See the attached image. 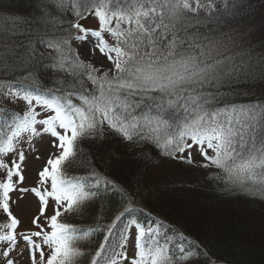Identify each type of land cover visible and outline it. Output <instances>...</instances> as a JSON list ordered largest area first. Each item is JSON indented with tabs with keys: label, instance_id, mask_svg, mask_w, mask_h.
I'll use <instances>...</instances> for the list:
<instances>
[{
	"label": "snow or ice",
	"instance_id": "obj_1",
	"mask_svg": "<svg viewBox=\"0 0 264 264\" xmlns=\"http://www.w3.org/2000/svg\"><path fill=\"white\" fill-rule=\"evenodd\" d=\"M215 4L216 0H41V15L36 19L44 25L43 32L34 33L27 45L0 44L5 73H26L0 84V96L26 102L22 115L0 108V155L15 151L22 134H28L29 144L33 137L48 134L58 153L39 172L41 186L50 180V190H31L39 197V215L32 219L37 230L28 232L17 231L20 221L10 210V193L29 191L18 188L24 180L21 163L14 159L9 167L0 160V212L6 221L0 223V264H17L21 257L28 264H77L83 253L76 242L99 229L79 228L58 218L83 211L108 185L127 200L115 221L125 214L129 219L117 241L100 244L91 264H182L190 258L183 247L179 258L174 257L169 241L161 243L158 229L148 227L146 232L131 217L135 211L132 197L112 181L97 176L93 183L62 173V165L76 154L78 140L103 139L106 128L125 141L150 142L164 156L177 158L179 153L188 164L193 163L189 150L198 147L207 161L201 166L219 169L209 179L264 198V102H224L221 92L225 85L241 79L264 77V53L244 58L234 51L240 46L234 39L202 33L198 25L210 17L201 13L214 14ZM66 12L74 20L63 19ZM87 13L97 18L98 30L79 22ZM105 34L114 43L109 44ZM73 37L87 40L91 53L98 48L110 67L101 71L81 60L71 48ZM37 42L51 52H37ZM40 67L65 73L69 79L54 77L56 87L44 88L37 78ZM29 84L39 91L25 87ZM186 151L187 157L183 156ZM24 159L21 151L19 161ZM14 177L19 179L14 181ZM49 199L54 204L51 215L46 214L52 206ZM115 221L108 233L116 227ZM130 240L132 257L127 255ZM18 247L20 252L13 256Z\"/></svg>",
	"mask_w": 264,
	"mask_h": 264
},
{
	"label": "trees",
	"instance_id": "obj_2",
	"mask_svg": "<svg viewBox=\"0 0 264 264\" xmlns=\"http://www.w3.org/2000/svg\"><path fill=\"white\" fill-rule=\"evenodd\" d=\"M231 1H225L224 6L217 4L218 9L215 5L214 14L202 12L210 19L203 20L198 25L199 30L215 39H234L240 45L234 51L242 53L244 58L249 54L258 56L264 53V0H242L238 7H234ZM40 6L41 0H0V44L23 42L27 45L29 39L35 38L34 33L43 32L44 25L36 19L41 15ZM62 18L74 20L71 12L63 13ZM73 41L74 37L70 38L71 48L76 53ZM35 47L39 53L47 55L51 52L39 42ZM21 74L26 73H5L4 66L0 65V84ZM54 77L69 79L65 73H57L51 68L40 67L37 72L44 88L56 87L52 83ZM87 86L92 87L90 83ZM25 87L32 89L30 84ZM221 92L224 102H264V77L241 79L225 85ZM1 98L0 108L21 115L26 110V102L21 98L19 109L2 103ZM7 131L4 129L5 133ZM76 149L75 156L67 162L70 165L62 167V173L93 183L99 176L123 189L132 197L135 206L131 217L144 225L146 232L148 227L158 229L161 243L167 239L171 254L177 259L179 248L183 247L193 258L189 264H264V235L244 232L239 227L243 221L260 218L259 209L264 207V198L226 187L223 180L209 179L210 176L215 177L219 169L213 166L208 172H199L180 159L179 153L177 158L164 156L150 142L136 144L125 141L107 128L103 139L78 140ZM183 156L187 157L185 153ZM126 203L121 192L108 185L106 191L85 207L80 223L66 222L79 228L99 229L79 241L87 243L81 250L83 255L77 258V264H91L100 244L108 245L119 239V230L128 222L129 214L119 221H115V217ZM238 207H245L242 209L247 213L239 211ZM113 221L116 227L108 233V226ZM5 222L4 214L0 212V223ZM106 235L109 241H105ZM97 259L102 260L103 257Z\"/></svg>",
	"mask_w": 264,
	"mask_h": 264
},
{
	"label": "rangeland",
	"instance_id": "obj_3",
	"mask_svg": "<svg viewBox=\"0 0 264 264\" xmlns=\"http://www.w3.org/2000/svg\"><path fill=\"white\" fill-rule=\"evenodd\" d=\"M225 1L227 0H216V4H221L224 6ZM242 0H233V6L238 7L240 5ZM213 5V8L215 7ZM264 10V9H263ZM207 13V12H206ZM85 28L90 30H98V20L97 18L89 13L86 15L80 22ZM104 39L109 43H114L113 40H111L110 37H108L106 34L104 36ZM74 47L76 50V53L80 54L79 58L83 60L85 63H91L94 67L100 68L104 71L107 70L108 67H110V62L107 60L105 56H103L99 49L97 48L95 50V53H91L89 50L91 49V44L88 43L87 40L85 41H78L74 38ZM264 46V44H262ZM88 53V54H85ZM2 103L6 105H12L13 107L19 109L21 106V100L20 98L13 99L10 96H1ZM37 111H41L39 107L36 109ZM44 113H41V117ZM19 139V143L16 144L15 151L10 152L6 155H0V160H2L4 163L8 164L9 167H11V162L15 159L17 162L21 163V174L24 177V180L22 183H19L18 188H26L29 189L28 192H25L21 194L19 190H15L10 193V210L12 211L13 215L17 217V219L20 221V223L17 226V231L19 232H28V231H36L37 229L32 224V219L39 215V197L35 196V193L31 191L34 188H40L43 190L44 187H46L48 190H50V180L47 181L46 185L41 186L40 180H39V172L43 169L44 166H46L47 159L52 157L53 154H58L56 149L52 146V140L49 137L48 134H44L42 136H36L32 138V143L29 144L28 141V134H22V136ZM23 151L25 155V159L23 162L19 161V153ZM192 153V160L193 165L196 170L199 172H208L209 169H213L212 165H209L207 168L202 167L201 165L207 163V161L204 160V157L200 155L199 148L194 147V149L189 150ZM185 155H188V152H185ZM67 165H70V163H65ZM64 164V165H65ZM62 165V167H64ZM66 165V166H67ZM14 181H17L19 178L14 177ZM49 204L52 205L50 207H47L46 214L51 215L53 211L54 204H52L51 199H49ZM239 211H243L242 208L245 207H238ZM260 212V218L256 221L255 219H250L249 221H243L241 222V225L239 226L241 230L244 232H250L255 233L259 235H264V207L262 209H259ZM83 211H72L64 213L60 218L63 222H73V223H80V217L83 216ZM247 213V212H246ZM41 223H44L43 218H41ZM244 225V226H243ZM84 240V239H83ZM79 240V241H83ZM76 242V247L80 249V251L83 249L84 245L86 246L87 241L84 242ZM2 250V247L0 248ZM20 252V248H16L14 252H12L13 256H16L17 253ZM134 254V248L132 245L131 240L129 241L127 245V255L129 257H132ZM27 254H25L26 256ZM192 256L190 255V258L187 260H184L182 264H189L192 261ZM17 264H28V260L25 259V257H21Z\"/></svg>",
	"mask_w": 264,
	"mask_h": 264
}]
</instances>
